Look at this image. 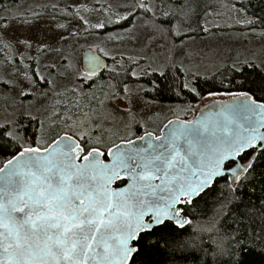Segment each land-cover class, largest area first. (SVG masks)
I'll return each mask as SVG.
<instances>
[{"label":"snow or ice","instance_id":"6c2138e0","mask_svg":"<svg viewBox=\"0 0 264 264\" xmlns=\"http://www.w3.org/2000/svg\"><path fill=\"white\" fill-rule=\"evenodd\" d=\"M0 264H264V0L0 3Z\"/></svg>","mask_w":264,"mask_h":264},{"label":"trees","instance_id":"16d2710c","mask_svg":"<svg viewBox=\"0 0 264 264\" xmlns=\"http://www.w3.org/2000/svg\"><path fill=\"white\" fill-rule=\"evenodd\" d=\"M21 1L23 0H0V3H7L10 7H12Z\"/></svg>","mask_w":264,"mask_h":264},{"label":"rangeland","instance_id":"374dc122","mask_svg":"<svg viewBox=\"0 0 264 264\" xmlns=\"http://www.w3.org/2000/svg\"><path fill=\"white\" fill-rule=\"evenodd\" d=\"M29 2V0H23V1H21V2H18L16 5H14V6H12V8H15V7H17V5H21V6H23V5H25L26 3H28ZM259 45H256V47H258Z\"/></svg>","mask_w":264,"mask_h":264}]
</instances>
